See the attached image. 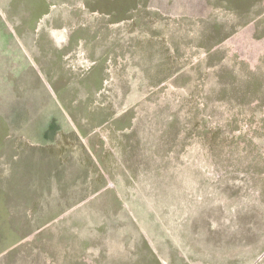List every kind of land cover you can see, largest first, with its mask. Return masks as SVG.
<instances>
[{
    "label": "rangeland",
    "instance_id": "rangeland-1",
    "mask_svg": "<svg viewBox=\"0 0 264 264\" xmlns=\"http://www.w3.org/2000/svg\"><path fill=\"white\" fill-rule=\"evenodd\" d=\"M0 264H264V0H0Z\"/></svg>",
    "mask_w": 264,
    "mask_h": 264
},
{
    "label": "crops",
    "instance_id": "crops-1",
    "mask_svg": "<svg viewBox=\"0 0 264 264\" xmlns=\"http://www.w3.org/2000/svg\"><path fill=\"white\" fill-rule=\"evenodd\" d=\"M144 1H148V0H144ZM150 1V0H149ZM152 1H155V2H162V1H165V2H174V1H176V0H152ZM184 1H189V2H193L194 0H184ZM198 1H200V2H204V0H198ZM27 173H28V171H27ZM27 173H26V175H27ZM20 178H22V175H21V177ZM14 238H12L13 239V241L14 242H19V241H21L20 239H18L17 238V236H16V232L14 233V236H13ZM15 238H17L16 240H15ZM11 239V240H12Z\"/></svg>",
    "mask_w": 264,
    "mask_h": 264
}]
</instances>
